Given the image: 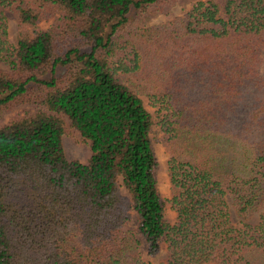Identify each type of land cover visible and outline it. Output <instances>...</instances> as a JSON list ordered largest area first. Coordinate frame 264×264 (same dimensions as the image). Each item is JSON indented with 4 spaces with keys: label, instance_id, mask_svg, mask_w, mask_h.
I'll return each mask as SVG.
<instances>
[{
    "label": "trees",
    "instance_id": "trees-1",
    "mask_svg": "<svg viewBox=\"0 0 264 264\" xmlns=\"http://www.w3.org/2000/svg\"><path fill=\"white\" fill-rule=\"evenodd\" d=\"M180 1L0 0L19 29L11 43L0 9V113L34 106L0 126V264H150L139 240L155 256L162 237L161 264H264V0L148 25ZM66 121L85 163L65 156Z\"/></svg>",
    "mask_w": 264,
    "mask_h": 264
},
{
    "label": "rangeland",
    "instance_id": "rangeland-1",
    "mask_svg": "<svg viewBox=\"0 0 264 264\" xmlns=\"http://www.w3.org/2000/svg\"><path fill=\"white\" fill-rule=\"evenodd\" d=\"M195 0H184L180 2H176L165 11L156 14L148 20V25H160L165 22H168L175 18L176 16L182 14L185 10L190 8ZM0 9L3 12V15L6 18L7 23V36L11 43H15L18 35V21L16 12L7 8L3 5H0ZM52 23V18L42 19L39 23V27L41 29L48 28ZM0 68L5 69L6 66L0 63ZM145 107L152 115L153 121L155 122L152 132L150 133V141L151 147L153 150V154L156 160V167L154 168V176L156 179V184L158 188V192L160 198L163 201V214L164 218L168 223H173L175 219V212L171 209L169 204L170 198V183L167 174V160H168V152L165 150L164 146L158 141V137L160 136L159 127L156 124V116H155V108L150 105L148 99L144 95H140ZM34 108L33 104H19L8 111H4L0 113V126L7 123L11 117L16 114L22 113L24 110H32ZM62 144L64 148L65 156L68 160H79L80 162H87L90 156V150L86 141L83 140L78 131L73 130L68 121H66L64 133L62 135ZM231 221L233 223L238 222V218L233 214L231 215ZM136 225V218L134 213L132 212L131 217L128 220L127 226L133 229ZM138 238V237H137ZM137 252L141 256V258L150 264H161L165 261L167 255V248L164 237L160 239V250L157 255L150 256L147 254L146 244L144 241L139 240Z\"/></svg>",
    "mask_w": 264,
    "mask_h": 264
}]
</instances>
